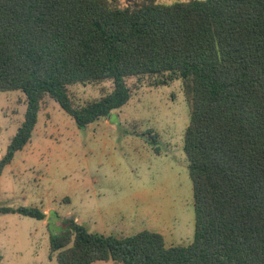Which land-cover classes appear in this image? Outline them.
Listing matches in <instances>:
<instances>
[{"label": "trees", "instance_id": "1", "mask_svg": "<svg viewBox=\"0 0 264 264\" xmlns=\"http://www.w3.org/2000/svg\"><path fill=\"white\" fill-rule=\"evenodd\" d=\"M133 76L182 81L194 239L167 246L157 231L120 237L62 218L61 231L50 234L51 257L264 264V0H0V92L20 90L27 102L0 176L30 142L46 96L82 129L129 102ZM105 80L112 90L83 105L70 94L71 85ZM0 213L47 217L37 206Z\"/></svg>", "mask_w": 264, "mask_h": 264}, {"label": "rangeland", "instance_id": "2", "mask_svg": "<svg viewBox=\"0 0 264 264\" xmlns=\"http://www.w3.org/2000/svg\"><path fill=\"white\" fill-rule=\"evenodd\" d=\"M160 78L129 77V102L82 129L58 102L44 98L30 142L0 176V206H37L47 217L0 213V264H58L50 234L61 231L62 218L120 237L157 231L167 246L193 241V182L184 150L189 106L181 80L154 85ZM112 88L105 80L69 91L83 105ZM26 108L22 91L0 92V158Z\"/></svg>", "mask_w": 264, "mask_h": 264}]
</instances>
